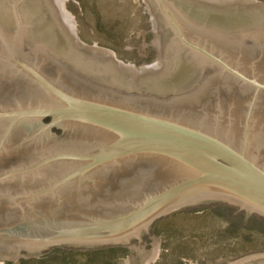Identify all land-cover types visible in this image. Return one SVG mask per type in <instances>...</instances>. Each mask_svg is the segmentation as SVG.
<instances>
[{
	"label": "water",
	"instance_id": "1",
	"mask_svg": "<svg viewBox=\"0 0 264 264\" xmlns=\"http://www.w3.org/2000/svg\"><path fill=\"white\" fill-rule=\"evenodd\" d=\"M142 1L156 55L136 67L80 41L69 0H0V264L120 245L150 264L177 209L264 217V3Z\"/></svg>",
	"mask_w": 264,
	"mask_h": 264
},
{
	"label": "rangeland",
	"instance_id": "2",
	"mask_svg": "<svg viewBox=\"0 0 264 264\" xmlns=\"http://www.w3.org/2000/svg\"><path fill=\"white\" fill-rule=\"evenodd\" d=\"M69 3L80 41L111 51L129 66L141 67L154 60L155 35L142 0H69ZM262 219L239 206L217 201L177 209L150 225L157 244L156 256L150 264H208L264 250V222H259ZM119 248L123 249V257L114 260L108 257L103 264H128L132 251L121 245ZM54 249L61 247H53L38 257ZM98 249L64 250L74 253L68 264L69 260L83 264L80 255ZM22 258L35 257L4 260L2 264H16Z\"/></svg>",
	"mask_w": 264,
	"mask_h": 264
},
{
	"label": "trees",
	"instance_id": "3",
	"mask_svg": "<svg viewBox=\"0 0 264 264\" xmlns=\"http://www.w3.org/2000/svg\"><path fill=\"white\" fill-rule=\"evenodd\" d=\"M259 222H264V219L260 220ZM61 249H54L53 251H51V253L43 255L42 257H35L28 260L22 258L18 260L16 264H68V258H70L74 253L71 255L69 251L64 250L65 248ZM123 255V249L119 248V246H116L100 248L96 251L93 250L86 253L84 252L80 256L81 259H83V264H103L107 262L108 257L114 260L116 258L123 257ZM72 257L74 258V256ZM69 261L71 262V264H74L71 260Z\"/></svg>",
	"mask_w": 264,
	"mask_h": 264
}]
</instances>
